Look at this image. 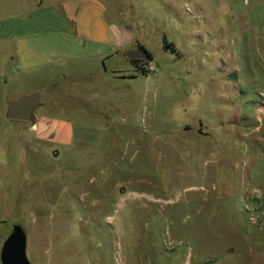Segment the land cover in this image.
Listing matches in <instances>:
<instances>
[{
	"label": "rangeland",
	"instance_id": "rangeland-1",
	"mask_svg": "<svg viewBox=\"0 0 264 264\" xmlns=\"http://www.w3.org/2000/svg\"><path fill=\"white\" fill-rule=\"evenodd\" d=\"M104 3L151 59L51 85L74 99L34 115L84 117L71 144L0 95V247L19 224L32 264H264V0Z\"/></svg>",
	"mask_w": 264,
	"mask_h": 264
},
{
	"label": "crops",
	"instance_id": "crops-1",
	"mask_svg": "<svg viewBox=\"0 0 264 264\" xmlns=\"http://www.w3.org/2000/svg\"><path fill=\"white\" fill-rule=\"evenodd\" d=\"M109 21L104 0H0L1 112L8 100L22 94L10 97L8 90L28 78L44 81L40 91L49 89L40 106H57L74 99L67 86H51L59 78L96 75L109 58L126 54L128 46L138 51L133 31ZM75 117H57L45 109L26 128L37 140L71 144Z\"/></svg>",
	"mask_w": 264,
	"mask_h": 264
},
{
	"label": "water",
	"instance_id": "water-1",
	"mask_svg": "<svg viewBox=\"0 0 264 264\" xmlns=\"http://www.w3.org/2000/svg\"><path fill=\"white\" fill-rule=\"evenodd\" d=\"M40 105V91L22 94L7 101L5 117L12 121L32 122ZM0 264H32L26 255V236L19 224L12 227L0 247Z\"/></svg>",
	"mask_w": 264,
	"mask_h": 264
},
{
	"label": "trees",
	"instance_id": "trees-1",
	"mask_svg": "<svg viewBox=\"0 0 264 264\" xmlns=\"http://www.w3.org/2000/svg\"><path fill=\"white\" fill-rule=\"evenodd\" d=\"M163 45H164V47L171 46L169 43L166 42L165 39H163ZM137 48H138L139 51H141V53L144 55V57H145L146 59H148V60L151 59V53H150V52H149V51H148L143 45H141V44H137ZM130 62H131L132 64L136 65V66L138 67V69H139L142 73L146 74V73L148 72V69L142 68V67H140V66L137 64V59H132Z\"/></svg>",
	"mask_w": 264,
	"mask_h": 264
}]
</instances>
